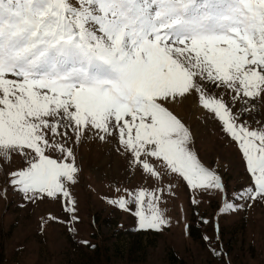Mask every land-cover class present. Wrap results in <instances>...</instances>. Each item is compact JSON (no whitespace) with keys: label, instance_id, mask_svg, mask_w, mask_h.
I'll return each mask as SVG.
<instances>
[{"label":"snow or ice","instance_id":"6c2138e0","mask_svg":"<svg viewBox=\"0 0 264 264\" xmlns=\"http://www.w3.org/2000/svg\"><path fill=\"white\" fill-rule=\"evenodd\" d=\"M193 96L241 151L250 183L231 199L169 107ZM262 104L264 0H0V170L30 202L63 199L75 213L71 145L113 136L148 176L161 180L164 169L193 190L221 193L222 214L264 202ZM14 156L26 167L7 171ZM123 192L110 202L137 204L139 230L169 225L157 190Z\"/></svg>","mask_w":264,"mask_h":264},{"label":"rangeland","instance_id":"374dc122","mask_svg":"<svg viewBox=\"0 0 264 264\" xmlns=\"http://www.w3.org/2000/svg\"><path fill=\"white\" fill-rule=\"evenodd\" d=\"M206 87L221 92L214 85ZM169 107L192 129L193 151L222 177L228 199L250 183L237 142L217 118L197 106L195 96ZM255 119L264 121V104ZM251 126L259 127L254 121ZM71 146L79 168L77 182L69 185L75 213L65 211L63 199L25 200L0 170V189L7 187L6 196L0 191V264H264V202L222 214L221 193L193 190L164 169L161 180L148 176L118 151L116 136L107 142L91 137ZM107 152L110 159L104 157ZM53 156L60 158L59 153ZM23 167V158L14 156L6 170ZM141 188L157 190L158 206L169 220L160 231L138 229L137 204H130L129 211L110 202L127 196L123 189ZM205 236L211 240L206 242ZM210 248L224 255L214 256Z\"/></svg>","mask_w":264,"mask_h":264},{"label":"bare ground","instance_id":"6f19581e","mask_svg":"<svg viewBox=\"0 0 264 264\" xmlns=\"http://www.w3.org/2000/svg\"><path fill=\"white\" fill-rule=\"evenodd\" d=\"M108 149V148H107ZM109 150V149H108ZM104 157H106L107 159L111 158V154L109 152H107V154L105 153ZM103 167H106L107 163L105 162L104 164H102Z\"/></svg>","mask_w":264,"mask_h":264}]
</instances>
